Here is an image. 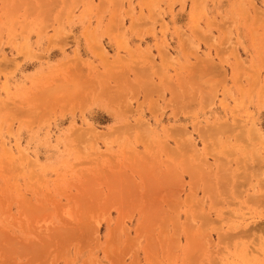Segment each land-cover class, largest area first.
Here are the masks:
<instances>
[{
  "label": "rangeland",
  "instance_id": "obj_1",
  "mask_svg": "<svg viewBox=\"0 0 264 264\" xmlns=\"http://www.w3.org/2000/svg\"><path fill=\"white\" fill-rule=\"evenodd\" d=\"M209 1L0 0V264H264V0Z\"/></svg>",
  "mask_w": 264,
  "mask_h": 264
},
{
  "label": "crops",
  "instance_id": "obj_2",
  "mask_svg": "<svg viewBox=\"0 0 264 264\" xmlns=\"http://www.w3.org/2000/svg\"><path fill=\"white\" fill-rule=\"evenodd\" d=\"M224 2V1H223ZM165 22L167 23V26L169 28V32L166 34L167 41L173 43L176 49V55L177 56H183V51L181 48V42L179 39V36L177 34V29L186 30L189 34H191L192 37L195 39L197 38V32H193L194 28L196 27V21L193 20L192 16H194L195 10H192L191 7L188 6V4L184 7L182 4L177 3L173 6V9H171L170 5H165ZM208 14L204 17L203 22L201 23V27L209 32V34L217 35L216 32V24H222L221 15L222 14H231V8L224 7V4L222 5V2L220 1H209L208 3ZM137 13L140 11L138 7H136ZM86 26V24H85ZM81 28L79 35L83 37V29ZM154 27L155 28V34L149 33L148 31ZM240 27V26H238ZM10 27H4L5 33L2 36L3 44L0 47V58L4 55L10 56L11 54H15L14 47L11 46L12 43V36L9 34ZM30 29L34 28L37 29L38 26L36 25H29ZM242 28V27H240ZM31 32V30H30ZM131 34V33H130ZM133 48H138L139 45H141L142 48L150 47L154 51L157 50L156 43L160 41L163 38V34L160 31V25H154L151 22H142L138 20L135 25H133ZM203 36V34H202ZM243 43L247 46H251V43L244 34L241 36ZM31 41L34 45L41 44V45H47L49 42V36L47 35H41L39 36L36 33L31 34ZM86 49H88V45L86 46ZM38 52L44 51L48 52L44 46V48H38ZM26 64H30V60H26L21 63L20 68L18 69L17 73L20 72L21 68L25 66ZM31 70H26L22 73V75H26L27 72Z\"/></svg>",
  "mask_w": 264,
  "mask_h": 264
}]
</instances>
